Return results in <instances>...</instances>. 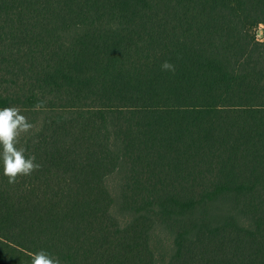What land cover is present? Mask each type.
<instances>
[{
	"label": "trees",
	"instance_id": "trees-1",
	"mask_svg": "<svg viewBox=\"0 0 264 264\" xmlns=\"http://www.w3.org/2000/svg\"><path fill=\"white\" fill-rule=\"evenodd\" d=\"M261 26L264 0H0V108L39 165L0 158V264H264Z\"/></svg>",
	"mask_w": 264,
	"mask_h": 264
},
{
	"label": "clouds",
	"instance_id": "clouds-1",
	"mask_svg": "<svg viewBox=\"0 0 264 264\" xmlns=\"http://www.w3.org/2000/svg\"><path fill=\"white\" fill-rule=\"evenodd\" d=\"M161 67L174 71V65L165 61ZM31 124L16 107L0 108V147H2L3 174L13 182L18 175H28L39 165L34 163L33 157H28L16 147L19 133L27 131ZM32 264H59L44 251L35 254Z\"/></svg>",
	"mask_w": 264,
	"mask_h": 264
},
{
	"label": "rangeland",
	"instance_id": "rangeland-1",
	"mask_svg": "<svg viewBox=\"0 0 264 264\" xmlns=\"http://www.w3.org/2000/svg\"><path fill=\"white\" fill-rule=\"evenodd\" d=\"M258 35L261 39H264V26H261L258 29ZM24 116V115H23ZM27 122L31 123L32 118L29 116H24ZM26 131L19 133V136L26 135ZM121 178L118 174L110 176L107 180V184L112 192L113 197L116 200V203L113 206V213L119 219L122 225H125L129 220L130 216L126 212L122 211L119 207L120 203V193H121ZM153 247L156 251L159 260H167L173 252L174 249V240L173 236L169 234L163 228H159L153 237Z\"/></svg>",
	"mask_w": 264,
	"mask_h": 264
}]
</instances>
